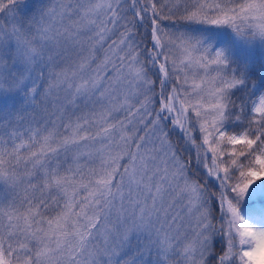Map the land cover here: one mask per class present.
<instances>
[{"label": "snow or ice", "instance_id": "snow-or-ice-1", "mask_svg": "<svg viewBox=\"0 0 264 264\" xmlns=\"http://www.w3.org/2000/svg\"><path fill=\"white\" fill-rule=\"evenodd\" d=\"M0 264H264V0H0Z\"/></svg>", "mask_w": 264, "mask_h": 264}]
</instances>
